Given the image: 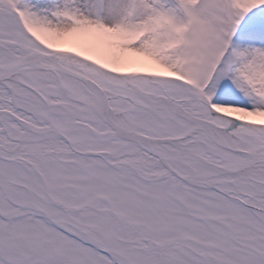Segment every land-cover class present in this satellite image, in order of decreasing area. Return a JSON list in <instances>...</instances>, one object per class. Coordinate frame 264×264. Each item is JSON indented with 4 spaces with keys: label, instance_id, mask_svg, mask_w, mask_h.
Masks as SVG:
<instances>
[{
    "label": "snow or ice",
    "instance_id": "6c2138e0",
    "mask_svg": "<svg viewBox=\"0 0 264 264\" xmlns=\"http://www.w3.org/2000/svg\"><path fill=\"white\" fill-rule=\"evenodd\" d=\"M0 264H264V0H0Z\"/></svg>",
    "mask_w": 264,
    "mask_h": 264
}]
</instances>
